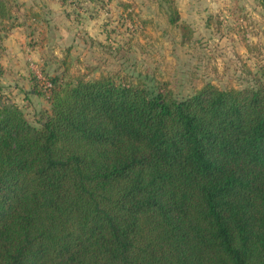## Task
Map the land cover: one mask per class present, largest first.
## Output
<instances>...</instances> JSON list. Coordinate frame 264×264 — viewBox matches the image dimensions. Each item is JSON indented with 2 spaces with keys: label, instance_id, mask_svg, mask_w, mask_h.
Returning <instances> with one entry per match:
<instances>
[{
  "label": "trees",
  "instance_id": "trees-1",
  "mask_svg": "<svg viewBox=\"0 0 264 264\" xmlns=\"http://www.w3.org/2000/svg\"><path fill=\"white\" fill-rule=\"evenodd\" d=\"M21 9L0 0V56ZM38 80L39 124L0 80V264H264V70L182 98L141 73Z\"/></svg>",
  "mask_w": 264,
  "mask_h": 264
},
{
  "label": "rangeland",
  "instance_id": "rangeland-1",
  "mask_svg": "<svg viewBox=\"0 0 264 264\" xmlns=\"http://www.w3.org/2000/svg\"><path fill=\"white\" fill-rule=\"evenodd\" d=\"M18 1L22 24L4 39L0 80L34 124L50 109L46 95L31 94L46 73H141L182 98L207 81L243 87L264 70V0H175L190 41L170 22L168 0H103L101 10L90 0Z\"/></svg>",
  "mask_w": 264,
  "mask_h": 264
},
{
  "label": "crops",
  "instance_id": "crops-1",
  "mask_svg": "<svg viewBox=\"0 0 264 264\" xmlns=\"http://www.w3.org/2000/svg\"><path fill=\"white\" fill-rule=\"evenodd\" d=\"M5 45L7 46V44L5 43Z\"/></svg>",
  "mask_w": 264,
  "mask_h": 264
}]
</instances>
